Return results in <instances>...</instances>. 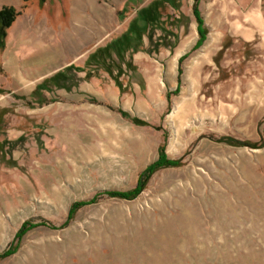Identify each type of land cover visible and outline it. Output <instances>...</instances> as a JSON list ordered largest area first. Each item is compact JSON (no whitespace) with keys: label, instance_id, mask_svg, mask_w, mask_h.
Listing matches in <instances>:
<instances>
[{"label":"rangeland","instance_id":"rangeland-1","mask_svg":"<svg viewBox=\"0 0 264 264\" xmlns=\"http://www.w3.org/2000/svg\"><path fill=\"white\" fill-rule=\"evenodd\" d=\"M230 1H199L195 49V0H22L8 46L23 14L49 34L72 5L108 9L104 47L128 43L113 55L122 91L94 67L73 92L24 82L42 58L64 65L73 39L1 53L0 264H264V0ZM161 146L179 165L140 179Z\"/></svg>","mask_w":264,"mask_h":264},{"label":"crops","instance_id":"crops-1","mask_svg":"<svg viewBox=\"0 0 264 264\" xmlns=\"http://www.w3.org/2000/svg\"><path fill=\"white\" fill-rule=\"evenodd\" d=\"M226 1L228 3L231 2L230 0H226ZM234 1H235V4L237 5L238 4L245 5L244 0H234ZM21 3H22V0H0V8L3 6H12V7L17 8ZM68 9H69L68 10V14H69L68 15V27L64 30L63 27L58 26V31L54 32V30L50 29L49 32L51 33L49 34H47L48 32H46L45 29L39 27L41 20H39L37 17L26 16V13L23 14L24 18L21 20V22L19 23V26L17 27V29L14 31L12 35L11 44L8 46V43H7L6 49L4 51V53L10 52V54H7L8 60L9 59L20 60L21 57L19 55L24 54V57L27 56V54L29 53L28 48H30L31 46L37 47V44L42 45L45 41H47L48 43H50L51 41L50 44L54 45L56 44V41L58 42L57 44H61V41L63 39H64V43H65V40L70 41L71 39H73L71 40V42L79 46L78 49L76 47V50H74L76 54L73 55V57H70V58L65 57L64 61L66 63L64 65L60 64L59 57L49 60V62L46 64L44 63L45 58H42L43 64L39 66L38 65L35 66V67L40 68L38 71V74L36 72V74H33L32 78L30 79L29 78L25 79L24 77V82L26 84L36 83L37 84L36 87H38L46 79H49L53 77L54 75H56L57 73L64 71L69 66L71 65L76 66V63H77L76 61L78 60L85 61L84 63H86L87 59L89 58L88 55L87 56L84 55L86 52L90 54V52L96 51L100 47L105 46L104 43H106L107 39L109 38V29H108V24H107L108 9L104 7H100L99 10L95 12L97 14L96 16H93V15L90 16V15L85 14V16L79 15V17L77 15V10L75 6L72 5ZM261 9L262 8L258 10V7H256L255 11L251 14V16L258 17L260 15L259 13L261 12ZM261 15H262V12H261ZM77 20H79L80 25L77 24ZM130 23L132 26L134 25V23L133 24L132 22ZM44 24L46 27L48 26V23L46 22V20ZM205 26H207L206 23H205ZM196 27L198 28V24ZM255 27H259V26L256 25ZM132 29H135V28H132ZM250 29H252V26H250ZM241 37H243L242 34H241ZM207 39L205 40L202 47L200 48H203V46L205 47ZM212 39L213 41H216L217 37L214 36L212 37ZM243 40L247 43H250L253 40V38L252 37L244 38ZM16 44L19 45L20 49H18L17 52L12 53L13 51L12 47L13 45H16ZM213 48H214V43L212 44V49ZM213 51L215 53V48ZM181 52L182 51H180V53ZM11 54L13 56L10 57ZM80 73H85V72H80ZM80 73L76 75H79ZM85 78H86V75H85ZM75 89H76V86L72 87L70 90H68V92H73ZM61 90H64V89H61ZM56 91H59V90H56Z\"/></svg>","mask_w":264,"mask_h":264},{"label":"trees","instance_id":"trees-1","mask_svg":"<svg viewBox=\"0 0 264 264\" xmlns=\"http://www.w3.org/2000/svg\"><path fill=\"white\" fill-rule=\"evenodd\" d=\"M29 1L30 0H24V5H27ZM195 1L196 2L193 8V12L196 17V21L198 23L197 29H198V34L200 36L196 44V47H195V49H197V48H200L206 40V30L204 28V20L201 17V14L199 12V1L200 0H195ZM46 2L47 0H39L40 6H44ZM20 16H21V12L18 11L15 7L3 6L0 8V55L6 49L10 29L14 26V24L16 23L17 19ZM144 20H145L144 22L146 23L145 25L148 27V19L146 16L144 17ZM134 27L135 26H133L132 28ZM141 29L143 30L144 28L142 27ZM141 29L138 31L139 33L136 38L138 43H143V36L145 34L144 30L142 31ZM132 36H134V29H132V32H130V34L127 36L126 42L128 40H131ZM124 43H125L124 41L119 42V43L111 42L110 45L97 49L96 52L92 53L89 56V58L87 59L85 63L84 68L80 69L78 66L71 65L68 68H66L64 71H61L57 73L56 75H54L53 77L46 79L42 84H40L37 87L38 91L40 93L43 91L54 92L56 90H61V89L68 91L76 85L75 83H77V81L75 79H76L77 73L86 72V78L91 79L93 75L92 74L93 67L96 69L98 68V70L103 69L106 72H108L113 77L116 84L122 91L123 84L119 81L118 76H114V73H113V67H115L113 55L116 56L118 59L121 58L120 57L121 51L125 49L123 48ZM184 58H181L179 60L180 64L183 62ZM2 93L3 92L0 91V94ZM38 98L41 100V102H43V99H41V97H38ZM121 114L122 116L126 118H130L132 122L137 126H147L148 125V123L145 121H142L138 118H132L130 114H128L127 112L121 111ZM177 165H179V163L168 159L166 155L165 146H161L159 148V156H158L157 161H155L152 165L146 168V170L141 174L140 179L149 177L151 174H153L155 171L159 170L162 167H165V166L172 167V166H177ZM142 185H143L142 182H140L136 190L132 192L133 194L131 193H127V194L111 193V195L128 198L130 196H133L139 193L141 191Z\"/></svg>","mask_w":264,"mask_h":264}]
</instances>
